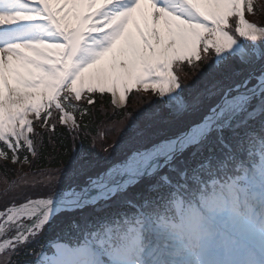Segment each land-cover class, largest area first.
<instances>
[{
  "label": "snow or ice",
  "instance_id": "6c2138e0",
  "mask_svg": "<svg viewBox=\"0 0 264 264\" xmlns=\"http://www.w3.org/2000/svg\"><path fill=\"white\" fill-rule=\"evenodd\" d=\"M245 5L254 11L253 0H0V157L34 165L36 137L51 144L57 125L73 141L67 168L34 167L5 188L17 202L0 211L3 264L59 214L89 206L103 215L72 219L34 264H264V26ZM209 60L212 79L189 91L174 66L195 73ZM140 85L159 99L139 97L148 108L132 117L131 147L91 175L75 147L90 127L76 114L91 112L77 102L110 93L126 105ZM61 173L73 183L57 190Z\"/></svg>",
  "mask_w": 264,
  "mask_h": 264
},
{
  "label": "rangeland",
  "instance_id": "374dc122",
  "mask_svg": "<svg viewBox=\"0 0 264 264\" xmlns=\"http://www.w3.org/2000/svg\"><path fill=\"white\" fill-rule=\"evenodd\" d=\"M253 4L255 6L253 12H249L247 10V6L245 5V15H247L248 17L251 16L250 22H254V23H257L258 25L264 26V22H262V21H264L262 18V16L264 15V0H253ZM255 11H257V12L255 13ZM236 21H237V18H236V20H234V22L230 21V24L232 25V27H235ZM262 47H264V46H262ZM201 55L202 56L204 55L203 52L201 53ZM209 62L211 64L212 61L209 60L207 63H203V62H201V63L204 66L209 67V64H208ZM181 64H183V66H184L183 70H180V68L182 66L179 68V66ZM246 67L247 66H242V65H237V64L233 65L232 64V70H235V71H240ZM257 67H259V62L257 63ZM187 68L192 70L191 66L187 62H183V63L178 62L174 66V71L180 77V79L183 81V84L186 88L192 82L199 80L200 77L203 75L199 71H196L195 73H193V70H192V72H189V71H187ZM217 78H219V77H217ZM204 79H205L203 81L204 84L202 86L195 87L194 88L195 90L203 88L206 84H208L210 82V80L212 79V73L209 75H206V77ZM189 82H191V83H189ZM138 88H139V92L143 93V95H141L140 97L147 99L149 101V103L151 101H155L151 90H149L147 93H145L143 91L142 85L138 86ZM155 98L159 99L158 97H155ZM116 107L122 108V107H124V105L116 106ZM132 107L134 108V111H137V112L133 113L132 116H129L127 119L123 118L122 120L118 121L117 123L115 122V123H111V124L106 125L104 128H102L100 135L98 137L94 138V152L95 153L92 156L88 157L90 163L94 165V167L92 168V171L90 172L91 175H94L100 171H103L106 167H108V164H107L106 159H105L106 157H109L112 160V162L115 163V162L119 161L120 159H122L124 156V153L127 152L129 150V148L131 147V142H132L133 136L135 135V131L130 130L129 124L131 123L133 116H136L139 113H143L145 111V109L148 108V104L147 103L141 104L139 102V97H138V100L136 101V103H134V105ZM30 118H33V117H30ZM35 124H36V129H35L36 132H40V131L44 130V129H41L39 127L38 121H35ZM105 149H107V151H105ZM10 154L11 153H9V155ZM23 154L25 155V152L22 151L20 153V155H23ZM1 162H8L10 165L18 168V170H19L13 179H9V180L3 179V181L0 182V190L2 191V192L0 191V193H2V194H0V197H3V198H1V199H3L2 200L3 202L0 203V211H3L6 209V207L11 206L12 203L17 202V201L12 200L10 197L5 198L3 196L5 188L8 187V183L13 181V180L22 181L25 178L24 174H28V176L26 177L27 179H29V180L32 179L33 170H30V164H28V163H13L11 160H5L3 157H0V163ZM67 167H68V165L63 167V168H67ZM48 169H52V168H47L44 170H48ZM53 169H58V168H53ZM36 171L39 172V171H43V170H36ZM59 175H60V179L56 183V189L57 190H64V189L68 188L73 183V181L71 179H66L62 173ZM79 182L82 184L83 178H81V180ZM141 184H144V181ZM141 184H138L135 187L140 185L139 187L142 188ZM17 190H22L25 193V195L30 196L31 198H45L43 195L40 194L39 188H32V187L25 186L23 184V182H21L19 184V187ZM10 192H12L13 195L15 194L14 190H10ZM116 199L117 198L114 197L112 202H114ZM19 202H23V201H19ZM112 202H109V203H112ZM88 208H95V207L89 206L85 209H88ZM83 211L68 212L67 216H62V218L61 217L54 218L55 222L52 224V227L48 228L46 226V228H45V230H43L42 234H40L37 239L28 243L26 247H28L32 243H36L37 241H39L40 239H42L44 237L47 238L48 234L53 233L54 231L58 230V228L60 229L61 225L64 224L63 221L69 219L71 214L79 213V212H81L80 214H82ZM57 240H58V238L56 237L54 240H52V241L50 240L49 243L40 244L38 246H40V250H41L42 248H45V246H47L49 244L51 245L52 243L57 242ZM38 246H37V248H38ZM26 247L21 246L19 248V253L21 252L24 254V251L26 252V250H25ZM34 250H37V249H34ZM18 254H13L11 256V259L13 261L16 260L15 258L17 257L16 255H18ZM28 254H29V252H28ZM34 258H36L35 255H34ZM4 259H5V257L3 255H0V264H3Z\"/></svg>",
  "mask_w": 264,
  "mask_h": 264
},
{
  "label": "trees",
  "instance_id": "16d2710c",
  "mask_svg": "<svg viewBox=\"0 0 264 264\" xmlns=\"http://www.w3.org/2000/svg\"><path fill=\"white\" fill-rule=\"evenodd\" d=\"M257 11H255L256 13ZM264 20V15L262 16ZM264 22V21H262ZM211 61V60H210ZM210 64V62L208 63ZM233 65H240L238 62L233 61ZM182 66V67H181ZM200 70L203 75L200 77L199 80H196L194 82H189L191 83L190 85L187 86V89L189 91L192 90V92L196 91L194 88L198 86H202L204 84V78L206 75L211 74V70L209 67L204 66L202 63H200ZM181 67V68H180ZM180 70H183L184 66L181 64L179 66ZM187 71L192 72L189 68H187ZM143 95V93L139 92V95L137 94L136 91H133L129 94V100L126 104L125 107L123 108H117L114 105H112L111 102V97L109 94H100L96 93L95 94V100L96 103L94 105L88 106L86 104V100L82 99L81 101L77 102L81 104L82 107H88L91 115L90 116H85L83 119L80 118L79 114L77 113V119L80 123H89L90 127L85 130V132L79 134L78 139L75 142V147L80 148L82 145L83 150L85 151V154L90 157L92 156L94 152V138L98 137L97 136V130L101 132L102 128H104L106 125L111 124V123H117L118 121L122 120L124 118V112L125 108L127 111H130L133 113L137 112L134 111V108L132 107L134 103L138 100V97ZM154 99L156 96H154ZM152 102V101H151ZM150 102V103H151ZM256 126H258V121L253 122ZM40 132H45V130H42ZM53 136V142L50 144L49 141V134H45L43 137L44 145L41 147L40 143V137H36V147L37 151L40 153V158L32 157L30 153H27L29 155V158L34 161V165L30 164V170H33L35 167V170H44L47 168H61L65 167L70 163V153L68 152V149L73 146V141L71 139V135L68 133V131L64 128L62 125H57V128L55 130L54 134H51ZM231 134L230 133H225L226 138L229 137ZM23 155H21L22 157ZM64 161H68V163H64ZM6 166V168H5ZM18 168L13 167L10 165L8 162H1L0 163V182L3 181V179H13L14 176H16L18 172ZM143 185V184H141ZM140 186V185H139ZM139 186L130 188L128 190L129 195L134 196L137 192H140L142 188ZM1 191V190H0ZM2 192V191H1ZM2 194V193H0ZM3 197H0V203L3 202L1 199ZM113 207H115L114 202ZM106 211H112V209H107ZM79 213H74L71 214L69 219L64 220L63 223L58 230L54 231L53 233H50L47 235V238H42L36 243H32L28 247H26V252L24 251L23 253H19L16 255L17 257L14 260L16 264H34L33 257L28 254V252H34L40 249V244H47L49 243L50 240L55 239L56 237L58 238V233H61V235L64 234L65 230L68 227L69 222L72 219H79L80 217L84 215H103V213H97L95 211V208H88L83 211L82 214ZM68 213L60 214L57 217L62 216H67ZM55 230V229H54ZM38 246V248H37ZM37 249V250H34Z\"/></svg>",
  "mask_w": 264,
  "mask_h": 264
},
{
  "label": "bare ground",
  "instance_id": "6f19581e",
  "mask_svg": "<svg viewBox=\"0 0 264 264\" xmlns=\"http://www.w3.org/2000/svg\"><path fill=\"white\" fill-rule=\"evenodd\" d=\"M234 17H232L231 19H233ZM143 87V86H142ZM117 100L119 99V93L117 92V96H116Z\"/></svg>",
  "mask_w": 264,
  "mask_h": 264
}]
</instances>
